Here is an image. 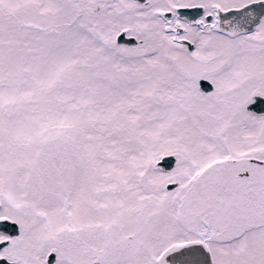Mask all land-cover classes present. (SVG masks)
Masks as SVG:
<instances>
[{
  "label": "snow or ice",
  "instance_id": "1",
  "mask_svg": "<svg viewBox=\"0 0 264 264\" xmlns=\"http://www.w3.org/2000/svg\"><path fill=\"white\" fill-rule=\"evenodd\" d=\"M0 264H264V0H0Z\"/></svg>",
  "mask_w": 264,
  "mask_h": 264
}]
</instances>
